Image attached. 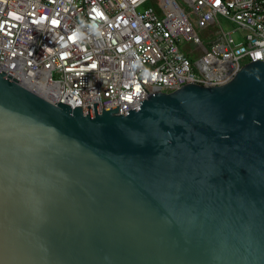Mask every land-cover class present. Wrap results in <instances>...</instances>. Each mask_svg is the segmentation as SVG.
<instances>
[{
    "label": "water",
    "instance_id": "water-1",
    "mask_svg": "<svg viewBox=\"0 0 264 264\" xmlns=\"http://www.w3.org/2000/svg\"><path fill=\"white\" fill-rule=\"evenodd\" d=\"M0 70V264H264V61L122 113Z\"/></svg>",
    "mask_w": 264,
    "mask_h": 264
},
{
    "label": "built area",
    "instance_id": "built-area-1",
    "mask_svg": "<svg viewBox=\"0 0 264 264\" xmlns=\"http://www.w3.org/2000/svg\"><path fill=\"white\" fill-rule=\"evenodd\" d=\"M197 32L215 37L206 47ZM255 59L264 61V0H0V70L81 111L95 102L122 113L153 91L221 84Z\"/></svg>",
    "mask_w": 264,
    "mask_h": 264
},
{
    "label": "rangeland",
    "instance_id": "rangeland-1",
    "mask_svg": "<svg viewBox=\"0 0 264 264\" xmlns=\"http://www.w3.org/2000/svg\"><path fill=\"white\" fill-rule=\"evenodd\" d=\"M143 6H147V3L143 4L141 7H138L137 9H141ZM218 25L220 27V30L222 32H227V31H231L233 30V28L235 27L233 22H230V20L223 18V17H218ZM199 39L201 40L202 38V45L208 47V41L212 38L215 37V34L212 32H209L207 34L201 35V32H197ZM231 35L235 37V40L238 39L239 34L237 31H232ZM179 45L182 47H186L189 48L190 46H192V42L190 41H185V40H180ZM198 52H195V55H197Z\"/></svg>",
    "mask_w": 264,
    "mask_h": 264
},
{
    "label": "clouds",
    "instance_id": "clouds-1",
    "mask_svg": "<svg viewBox=\"0 0 264 264\" xmlns=\"http://www.w3.org/2000/svg\"><path fill=\"white\" fill-rule=\"evenodd\" d=\"M93 28H95V25H93Z\"/></svg>",
    "mask_w": 264,
    "mask_h": 264
},
{
    "label": "snow or ice",
    "instance_id": "snow-or-ice-1",
    "mask_svg": "<svg viewBox=\"0 0 264 264\" xmlns=\"http://www.w3.org/2000/svg\"><path fill=\"white\" fill-rule=\"evenodd\" d=\"M53 23H55V21Z\"/></svg>",
    "mask_w": 264,
    "mask_h": 264
}]
</instances>
